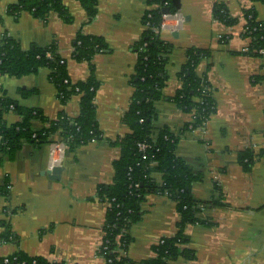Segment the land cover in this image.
<instances>
[{
	"label": "crops",
	"instance_id": "obj_1",
	"mask_svg": "<svg viewBox=\"0 0 264 264\" xmlns=\"http://www.w3.org/2000/svg\"><path fill=\"white\" fill-rule=\"evenodd\" d=\"M19 1L0 0V41L12 38L23 52L55 45L68 80L80 84L94 78V117L101 139L70 149L59 132L41 145L22 143L12 156L0 151V236L9 234L0 244V258L24 254L57 264H107L101 255L107 206L98 200V190L114 184L121 142L133 130L127 115L138 70L137 47L151 7L146 0H97L96 16L89 19L79 0H61L68 16L52 12L42 20L28 12L10 14ZM216 4L237 23L216 20ZM174 5L178 13L169 15L160 34L171 50L162 99L155 103L154 128L179 136L177 156L201 175L192 193L208 205L200 213L206 224L189 225L185 231L195 259L178 257L170 264H264V54L250 52L244 18L253 10L264 23V0H174ZM80 34L102 41L104 49L91 61L75 56ZM192 49L208 52L196 73L209 82L216 109L202 128L185 131L193 116L173 98L182 88L180 73ZM0 99L37 110L50 121L62 114L76 119L82 108L79 95L60 99L48 68L0 77ZM3 120L13 126L22 117L9 110ZM46 127L45 120L31 121L34 131ZM56 143L64 144L65 151L55 152L59 161L50 169ZM246 151L254 156L250 172L240 163ZM56 167L61 171L55 176ZM153 177L161 183L163 175L155 172ZM213 199L220 204L211 205ZM141 209V220L130 230L128 264L153 259L154 246L178 233L180 214L166 195H147Z\"/></svg>",
	"mask_w": 264,
	"mask_h": 264
},
{
	"label": "trees",
	"instance_id": "obj_2",
	"mask_svg": "<svg viewBox=\"0 0 264 264\" xmlns=\"http://www.w3.org/2000/svg\"><path fill=\"white\" fill-rule=\"evenodd\" d=\"M86 10L89 19L97 13V0H79ZM151 7L144 16L146 27L142 40L138 45L139 63L137 74L132 81V96L127 118L133 126L132 133L122 142V158L115 163L116 175L114 184L102 186L98 190V200L107 206L104 223V242L101 255L107 264H128L127 256L132 237L131 227L142 218V203L149 194L166 195L173 200L180 214L178 233L175 237L163 238L154 246L155 257L141 264H170L178 257L194 260V250L188 247L189 237L185 231L189 225H205L207 221L200 213L207 207L196 199L192 193V184L201 178L195 174L176 154L179 136L167 129L159 132L154 128L156 118L155 103L162 99V90L167 81L166 63L171 45L161 39L164 22V9L170 16L178 13L174 0H146ZM10 14L20 16L23 12L46 20L48 14L58 13L61 17L68 16L67 8L61 0H20L10 7ZM214 18L225 25L232 26L237 19L230 16L222 4L214 7ZM246 20L245 36L252 39L251 50L259 55L264 49V23L256 18L255 11L244 13ZM104 49L99 38L79 35L75 42V56L80 60L91 61L93 55ZM208 52L198 49L190 50L188 61L184 65L180 79L182 88L176 93L173 101L184 112L193 116L185 131L203 126L215 112V104L210 93L209 82L198 77L196 69ZM42 68L51 70V79L59 91V97L66 102L74 95L81 96V113L76 119L65 114L54 121L46 120L37 110L16 106L14 102L0 99V151L11 156L22 143L30 142L37 145L48 142L52 135L62 133L70 149H76L88 143L99 141V133L94 117V99L97 83L94 78L80 84H73L66 77V63L60 58L55 45L48 48H34L23 52L18 43L7 36L0 41V77H23L38 72ZM16 111L21 122L7 126L3 121L4 113ZM45 120L48 127L37 132L32 130L33 119ZM35 136V138H34ZM145 143L149 148L142 152L138 144ZM254 156L251 151L240 155V163L245 172L252 170ZM162 173V181L158 183L153 173ZM218 187H216L217 189ZM218 190V189H217ZM211 205L220 204L213 199ZM9 234L0 236V244L8 241ZM120 252L126 253L121 256ZM8 264H57L39 257L17 254L8 257ZM5 264V258H0Z\"/></svg>",
	"mask_w": 264,
	"mask_h": 264
},
{
	"label": "built area",
	"instance_id": "obj_3",
	"mask_svg": "<svg viewBox=\"0 0 264 264\" xmlns=\"http://www.w3.org/2000/svg\"><path fill=\"white\" fill-rule=\"evenodd\" d=\"M169 17H170L169 15H165V16H164V22H163V26H162L161 29L164 28V26H165V21H166ZM260 53H261V54H264V49H262V50L260 51ZM192 121L194 122V118H193ZM203 126H204V125H203ZM203 126H201V128H202ZM194 130H195V129H194ZM34 138H35V136H34ZM138 147H139V150L142 151V152H145V151L149 148V146H148L147 144H145V143H140V144H138ZM57 150L64 152V151H65V145H64V144H57V143L54 144V150H53L52 153H51L50 169H52L53 166L55 165V163L59 161V160L54 159V158H55L54 155H55V152H56ZM119 254H121V256H125L126 253L120 252ZM8 262H9V259H8V258H5V264H8Z\"/></svg>",
	"mask_w": 264,
	"mask_h": 264
},
{
	"label": "water",
	"instance_id": "obj_4",
	"mask_svg": "<svg viewBox=\"0 0 264 264\" xmlns=\"http://www.w3.org/2000/svg\"><path fill=\"white\" fill-rule=\"evenodd\" d=\"M163 13H164L165 15H170L168 9H164V10H163ZM60 171H61V168L56 167V168L53 169V172H52V173L56 176V175H58V174L60 173ZM54 179H55V178H54ZM56 179H57V178H56Z\"/></svg>",
	"mask_w": 264,
	"mask_h": 264
}]
</instances>
